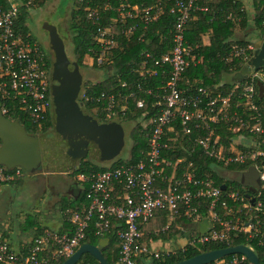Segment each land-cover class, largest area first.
<instances>
[{
	"label": "built area",
	"instance_id": "2783aa9c",
	"mask_svg": "<svg viewBox=\"0 0 264 264\" xmlns=\"http://www.w3.org/2000/svg\"><path fill=\"white\" fill-rule=\"evenodd\" d=\"M37 1L0 0V111L5 117L15 110L21 111L31 124L43 123L52 109L48 58L40 44L32 39L30 32L24 33L19 25L22 12L36 10ZM156 1L158 4H145L143 0H114L113 4L106 0L103 4L85 8L86 20L97 27L89 53L96 56L98 64L112 50L121 48L125 39L136 35L137 40L143 41L145 35L139 30H145L165 12L174 16L169 51L158 57L145 52V59L141 61L139 69L142 79L135 83L137 90L151 96L154 99L152 106L158 108L156 117L142 120L146 121L145 127L152 125L147 153L144 158L130 165L78 174L77 179L85 191V200L78 209L69 213L72 232L59 234L45 231L33 238L25 253L11 249L0 234V264H55L64 261L80 246L90 224H93L96 235L104 236L110 232L111 222L115 220L121 221L119 224L122 226L117 231L119 256L115 264H138L136 257L142 255L145 260L166 258L176 254L175 248L153 249L140 243L143 238L141 226L154 220L158 211H164L167 217L163 232L177 215L200 221L197 208L192 206V202L199 198L210 199L206 218L209 229L189 244L199 247L210 242L228 243L234 232H241L247 240H255L259 245L264 244V142L253 137L246 138L239 133L232 140L231 147L243 144L246 148L228 154L217 131L222 125H245L238 112L242 101V105L248 106L254 113V125L249 128V132L254 137L264 132L262 115L252 99L254 84L257 80L264 81V74L248 71L241 85V93L234 102L231 101L232 92L228 95L214 94L200 84H190L184 88L183 84L188 83V79L184 78L185 70L189 66L197 68L201 65V59L192 53V46L186 39V25L192 19L193 11H207V7L197 5L196 0ZM164 1L172 3L167 6ZM105 12H113L116 16L101 26ZM142 21L143 26L140 27L139 22ZM247 48L251 49L253 45ZM242 51L237 49L234 54L238 55ZM163 76H167L165 82L154 88L142 89L141 82L145 79ZM125 85L124 82L122 86ZM80 93V99L84 101H105L106 116L117 115L114 94L101 93L93 98L83 89ZM134 95L129 92L122 98L126 100ZM144 100L138 98L136 106L144 107ZM126 107L125 104L120 108L122 115ZM175 125L181 133L175 131ZM232 131H239V127H232ZM179 134L198 146L204 155L225 166L255 162L253 166L259 174V188L247 198L238 191L223 194V189L214 186L211 178H199L196 173L189 172V168L179 171L181 159L172 162L164 158V153L171 148L170 143L176 141ZM192 165L189 163L188 167ZM26 174L29 173L21 167L8 169L0 164V185ZM157 182L162 183L164 188L156 187ZM224 197L241 202V207L232 211ZM251 198L254 199L253 203L250 202ZM218 203L225 210L221 216L217 212ZM180 204L183 206L182 212L179 211ZM209 264L251 263L245 256L234 254Z\"/></svg>",
	"mask_w": 264,
	"mask_h": 264
},
{
	"label": "trees",
	"instance_id": "16d2710c",
	"mask_svg": "<svg viewBox=\"0 0 264 264\" xmlns=\"http://www.w3.org/2000/svg\"><path fill=\"white\" fill-rule=\"evenodd\" d=\"M46 1L47 0H38L35 9L37 10L42 7ZM104 1L106 0H72L74 7H72L70 11L68 26L73 45V61L80 68L83 66L84 56L87 55L91 61V67L93 66L97 68L102 73L101 81L95 83L85 82L83 84V90L88 96L93 98L99 96L101 93L114 94V110L117 115L114 116L113 114L112 116H106L105 101H84L83 99H79V101L81 102L84 112H91V115L99 122L109 123L114 121L115 117L118 118L122 116L123 118L125 117L124 119L127 121H136V125H138L139 121L149 118L150 116L156 117L158 114V108L152 106L154 99L151 96H146L138 91L135 87L136 81L142 79L139 74L140 63L145 59V52L150 53L152 57H158L161 53L169 51L174 16L165 12L158 20L150 23L145 30L142 28L139 30V32H143L145 35L143 41L137 40L136 35L129 40L125 39L121 48L112 50L110 54H107L104 57L103 62L98 64L96 56L93 53H89V47L94 44L93 38L97 27L92 25L90 21L86 20L85 8L103 4ZM110 1L114 4V0ZM143 1L145 4H158L156 0ZM67 2L68 0H60L59 8L64 6ZM164 2L167 6L172 3L171 1ZM195 3L199 6H206L207 11H193L192 19L186 25V39L192 46V53L195 54L197 58L201 59V65L197 68L189 66L185 70L184 78L188 79V83H184L183 87L187 88L190 84H194L195 86L200 84L214 94L221 93L223 95H228L232 92L231 101L234 102L238 99V96L241 93V85L246 79L244 77L241 80L235 81L232 77L236 72L240 71L247 65L254 53V49H248L247 46L250 44L253 45L251 39L253 37L257 40L261 39L264 41V0H251V12L244 8L242 0H196ZM29 15L31 18V13L24 11L19 18L20 29L24 33L29 29L26 22V18ZM115 16L116 14L113 12L103 13L100 25L105 26L108 21ZM139 23L140 27H142L143 21ZM254 33L255 36L253 35L252 37V34ZM32 39L34 38L32 37ZM205 41H208V44H205ZM237 49H243V51L238 53V55H235L234 53ZM91 59H93V61ZM258 71H261L264 74V66ZM226 75H230L231 80H224V76ZM166 79L167 76L159 77L157 79L147 78L144 82H141L142 89L146 87L154 88L161 82H165ZM124 82L126 85L122 86ZM129 92H133L135 94L134 97H129L126 100L123 99L122 97ZM118 93L120 96H118ZM138 98L145 99L144 107L139 108L136 106V100ZM252 99L259 107L264 129V81L257 80L255 82ZM125 104L127 107L122 115V110L120 108ZM238 112L243 118L245 125H222L217 128V131L221 135V142L224 145L225 151L229 152L228 154H234L236 153L235 151L244 150L246 148L243 144L231 147L232 140L239 133L244 135V137L246 136V138L253 137L254 140L264 142V132L259 137H254L255 135H252L249 132V128L254 125L253 110L248 106L242 105L241 101V107L238 109ZM12 113L11 115H6V117L10 120L18 121L24 126L29 134L41 135L51 129L50 114L47 115L46 120L43 123L31 124L21 111L15 110ZM235 126L239 127V131H232V127ZM151 128L152 125L150 124L145 128H141V130L138 129L135 131V129H133L135 135L132 136L133 143L130 150V157L125 159L126 161L118 159L111 163L110 166L98 167L95 163L91 162L90 159H82L78 162L76 168L72 169L71 174H88L91 172L113 169L120 165H130L131 163L144 158V155L148 151V138ZM175 131L181 133L176 125ZM192 144V142L186 141L179 134L176 137V141L170 143L171 148L164 153V158L169 159L172 162L175 159H181L179 171H185L189 168V172L196 173V176L199 178H211L214 186L220 188L222 185L224 186L223 194H227L231 191H238L245 198L248 197L247 195H253V191L244 188L238 180L229 179L226 176L225 171L240 173L245 171L250 165H255V162L248 161L244 164L230 163L225 166L223 163L207 157L198 146H194L193 144L192 147ZM189 163L193 165L188 167ZM155 186L164 188L163 184L159 182H157ZM223 199L227 202V206L232 211L239 209L242 205V203L238 201L233 202L231 199L225 197ZM80 200L84 202V193ZM209 202V198H199L192 202V206L197 208V213L199 214L198 220L203 221L208 217L207 206ZM179 211H183V206L181 204L179 205ZM217 212L220 216L225 212L220 206V203H218ZM156 215L157 220L155 223V231H153V233L151 232V236H153L154 239H167L170 235V230H173V223H171L167 230L163 232L162 228L165 227L167 223L166 213L164 211H158ZM237 215H241V213H238ZM233 216H236V214ZM191 220L192 218L187 219L182 215H177L174 218V222H188ZM120 222L116 220L112 221L110 232L106 233L104 236L96 235L93 224H90L85 237L80 241V245L83 243L98 245L100 238H108L107 244L101 248V253L108 264H115L119 256L117 231L122 227L121 224H119ZM148 224H150V222L145 225ZM145 225L141 226V230L144 229ZM200 234L201 233L198 230H194L191 240L197 239ZM142 240L143 238L140 239V243H142ZM191 240H189L184 247H180L179 249L175 248L176 254H171L162 259H153L154 264H173L201 252L238 244H244L250 247L257 255L259 261L262 263L264 262V244L259 245L255 240H247L246 235L241 232L232 233L231 239L228 243L210 242L195 247L189 244ZM230 256L231 255L226 256V258ZM141 258H143V255L141 257H136L138 264H143ZM61 262H63V260L55 264H60ZM76 264L100 263L93 256L86 253L80 257Z\"/></svg>",
	"mask_w": 264,
	"mask_h": 264
},
{
	"label": "water",
	"instance_id": "95a60500",
	"mask_svg": "<svg viewBox=\"0 0 264 264\" xmlns=\"http://www.w3.org/2000/svg\"><path fill=\"white\" fill-rule=\"evenodd\" d=\"M45 29L51 35L54 45L52 47L54 61L50 79L53 130L41 135L29 134L22 124L16 120H9L0 111V164L8 169L21 167L29 174L40 172L46 167V163H57L62 160V166L56 172L75 169L77 160L86 156L90 150H97L99 154L112 155L116 137L118 140L123 138V127L119 123L114 121L98 123L94 117L83 112L81 103L77 102L82 83L79 68L75 62L69 60L55 26L45 24ZM253 49L251 59L245 67L233 75V80H241L250 69L256 71L264 66V41L261 39L253 41ZM41 149L45 157L44 164ZM239 182L251 191L258 189L257 169L250 165L240 173ZM221 189H224L223 185ZM253 201L254 199L251 198L250 202L253 203ZM208 229L209 224L204 219L198 231L205 233ZM107 242L108 238L104 237L100 238L98 245L83 243L60 264H76L86 253L93 256L100 264H108L101 253V248ZM234 254L245 256L251 264H264L259 261L255 252L244 244L201 252L173 264H209ZM141 262L154 264L152 259L141 258Z\"/></svg>",
	"mask_w": 264,
	"mask_h": 264
},
{
	"label": "crops",
	"instance_id": "0c3cea01",
	"mask_svg": "<svg viewBox=\"0 0 264 264\" xmlns=\"http://www.w3.org/2000/svg\"><path fill=\"white\" fill-rule=\"evenodd\" d=\"M242 1L244 8L251 12V2ZM251 39H253L252 41L257 40L255 37ZM204 43L208 44V41ZM224 80H231L230 75L224 76ZM227 172L225 171L226 176ZM53 174L60 176L52 177ZM22 177L23 181L18 178L10 183L0 185V200L6 201V205L0 204V234L7 240L11 249L17 253H24L33 238L45 231L59 234L71 233L72 225L68 220L69 213L81 206L83 201L80 199L84 193L82 183L78 181L77 175H72L68 171L51 173L45 170L39 174H26ZM19 187L25 191L24 196L27 198L25 200L29 204V208L20 211V215L15 213L12 207L16 199L14 193ZM37 187L39 190L36 189ZM41 210L44 212L46 220L38 219L42 213ZM23 215H34L35 219L29 222V218ZM156 216L150 224L145 225L142 229V243L153 249L183 247L191 240L194 230H198L202 222L194 220L173 222V230H170L167 239H154L151 234L155 231ZM182 239L185 240L182 241Z\"/></svg>",
	"mask_w": 264,
	"mask_h": 264
},
{
	"label": "rangeland",
	"instance_id": "374dc122",
	"mask_svg": "<svg viewBox=\"0 0 264 264\" xmlns=\"http://www.w3.org/2000/svg\"><path fill=\"white\" fill-rule=\"evenodd\" d=\"M247 1L251 2V0H246V2ZM59 7H60V0H47L46 3L42 7L38 8L37 10H33L31 12V18H30V15L26 18V22L29 25V29L27 30V32L29 31L31 33L32 37L41 38V39H43V41L45 43H47V39H46L47 34H46L45 30L43 29L42 25L47 24V25L55 26V28H57L59 38H61V40L63 41L64 50H65L69 60L71 61V60H73V45H72V41H71V33L69 30L68 22H69V17H70V11H71V8L74 7V4H73L72 0H68V2L64 6H61V8H59ZM253 35L255 36V33ZM88 63H91V61H90L89 57H87V55H85L83 58V66L80 67V72L82 75L83 84L85 82L95 83L97 81H101L102 80V73L97 68H95L93 66L91 67V65ZM251 72L252 73L253 72L260 73L261 71L257 70V71H251ZM83 88H84V86H82V89ZM82 89H81V91H82ZM87 114L91 115V112H89ZM124 118L122 116L118 117V118L115 117V120H114L115 122L119 123L123 127L122 128L123 129V138L121 140H118V138L116 137V140L114 143V148L111 151L112 155L99 154L97 150H93V151L90 150L89 155H88L89 157H85L86 160L90 159V161L95 163L98 167H107V166H110L111 163H113L114 161H116L118 159L126 161L125 159L130 157V150H131L132 143H133L132 136L135 135L136 130H138V129L141 130V128L145 127L146 121H143V122L139 121V124H138L139 126H138V125H136V123H137L136 121H133V120L127 121ZM133 129H135V131ZM41 156H42V162L44 164V158L45 157L43 155L42 149H41ZM79 160H77L75 165L78 164ZM62 163H63V160L58 161L57 163L56 162L46 163L45 164L46 167H44V169L41 170L40 172L48 170L51 173H55L56 171H59V168H61ZM54 165H55V167H54ZM71 171H72V169L68 170V172H70V173H71ZM40 172H36V173L39 174ZM227 174H228L227 176L229 179L239 181V177H240L239 173H236L233 171H228ZM57 176H60V175H56V174L52 175V177H57ZM23 179L24 178L21 177V181H23ZM36 189L39 190V187H37ZM24 192L25 191H23L19 187L18 189H16V193H14V196H16V199L14 200L12 207H13L14 212L19 214V215H20V211H25L26 208H29V204L25 200L27 198L24 196ZM18 196H21V197H18ZM0 204L6 205V201L1 199ZM41 206H42V204H41ZM23 216H27L29 218V222H31L33 219H35L34 215H23ZM39 216L40 217L38 219L41 221L47 219L46 216L44 215L43 211ZM184 240L182 239V241H184Z\"/></svg>",
	"mask_w": 264,
	"mask_h": 264
},
{
	"label": "flooded vegetation",
	"instance_id": "af4514ba",
	"mask_svg": "<svg viewBox=\"0 0 264 264\" xmlns=\"http://www.w3.org/2000/svg\"><path fill=\"white\" fill-rule=\"evenodd\" d=\"M42 27H43V29L45 30V32H46V34H47V36H46V39H47V43H45L44 41H43V39H41V38H34V40L35 41H37L39 44H40V46H41V48L43 49V51L45 52V54H46V57L48 58V61H49V64H50V67H49V79H51V73H52V66H53V61H54V53H53V49H52V47L54 46L53 45V41H51V35L49 34V32H48V30H46L45 29V25H42ZM28 28H29V25H28ZM56 33H57V35H58V37H59V34H58V32H57V28H56ZM31 34V33H30ZM61 39V38H60ZM72 62H74L73 60H71ZM79 68V67H78ZM79 71H80V68H79ZM81 73V72H80ZM82 86H83V82L81 83V86H80V91H79V94H78V96H77V102H79V103H81L80 101H79V99H80V92H81V89H82ZM51 107H52V105H51ZM82 107V106H81ZM51 111H52V109H51ZM83 112H84V110H83ZM50 117H51V113H50ZM98 123H102V122H99V121H97ZM53 130V121H52V117H51V129L49 130V131H47V132H51ZM89 155V151H88V153H87V155L86 156H84V157H82V158H80V160H82V159H85V157H89L88 156ZM79 160V161H80Z\"/></svg>",
	"mask_w": 264,
	"mask_h": 264
},
{
	"label": "clouds",
	"instance_id": "9594fccd",
	"mask_svg": "<svg viewBox=\"0 0 264 264\" xmlns=\"http://www.w3.org/2000/svg\"><path fill=\"white\" fill-rule=\"evenodd\" d=\"M202 234V233H201Z\"/></svg>",
	"mask_w": 264,
	"mask_h": 264
}]
</instances>
